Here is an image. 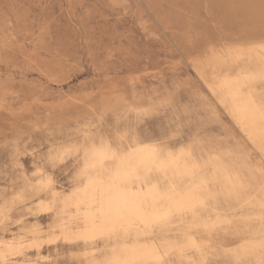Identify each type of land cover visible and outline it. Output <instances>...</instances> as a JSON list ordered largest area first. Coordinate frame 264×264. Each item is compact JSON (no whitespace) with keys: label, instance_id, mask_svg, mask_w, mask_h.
I'll return each mask as SVG.
<instances>
[{"label":"rangeland","instance_id":"1","mask_svg":"<svg viewBox=\"0 0 264 264\" xmlns=\"http://www.w3.org/2000/svg\"><path fill=\"white\" fill-rule=\"evenodd\" d=\"M258 43L264 0H0V252L20 250L7 257L14 264H88L117 246L76 240L81 223L63 198L78 154L50 159L117 121L148 143H239L262 162L210 89L229 66L218 56ZM48 177L52 191L39 184ZM237 209L212 201L195 219L191 235L209 264L236 261ZM184 226L119 246L183 242ZM200 258L190 253L183 264Z\"/></svg>","mask_w":264,"mask_h":264},{"label":"snow or ice","instance_id":"2","mask_svg":"<svg viewBox=\"0 0 264 264\" xmlns=\"http://www.w3.org/2000/svg\"><path fill=\"white\" fill-rule=\"evenodd\" d=\"M260 54L261 71L241 72L232 79L231 85L233 95L246 99L264 119V44L260 45ZM256 87L261 89L259 100L253 95ZM69 153L78 154L80 167L73 178V191L63 198L65 208L74 207V218L86 224L88 230L103 234L109 240L115 238L117 242L104 258L89 264H145L144 260L128 258L136 255V249L122 248L120 242L130 243L133 236L142 233L167 236L180 224L185 225L183 242L162 239L160 246L150 250L147 264H183L190 253L200 254L201 258L194 264H209L191 229L200 211L210 206L218 191L211 187L213 181L206 178V165L198 162L190 151L173 152L163 141L146 143L134 129L121 128L117 121L91 133L85 145L61 149L50 159L54 165L58 161L62 163ZM261 175L264 176V169ZM161 178L165 181L163 184ZM39 184L42 189L52 191L51 177L40 180ZM185 217L190 218L186 224ZM21 254L16 249L0 252V264H14L7 257ZM173 254L180 258L178 262L168 259ZM229 264H239V261ZM259 264H264V254Z\"/></svg>","mask_w":264,"mask_h":264},{"label":"bare ground","instance_id":"3","mask_svg":"<svg viewBox=\"0 0 264 264\" xmlns=\"http://www.w3.org/2000/svg\"><path fill=\"white\" fill-rule=\"evenodd\" d=\"M262 44L264 43L246 48L231 46L225 55L216 56L215 62L221 66L224 64H229V66L224 71L221 70L215 85L210 86L211 92L247 142L254 147L255 153L262 158V162L256 160L253 152L241 151L239 143L224 146L222 144L207 145L201 139H197L196 142L178 148L165 144L173 152L190 151L198 162L206 165V178L213 181L211 187L218 191L213 201H223L238 208L233 223L234 226H238V231L243 236L240 237V246L233 249L236 260L251 255L261 258L258 254L264 251L262 249V242H264V176L261 175V169H264V150H261V144L264 143V119L258 111L250 107L246 99L233 95L231 85L232 79L241 72L257 74L261 71L260 45ZM234 69H236L235 72ZM253 95L259 100L261 90L256 87ZM154 143L156 142L149 144ZM160 182L163 184L165 181L161 178ZM227 224L228 221H226ZM74 234L77 241L86 245L93 244L100 239L106 245L111 241L116 242L115 238L109 240L103 234L88 230V226L83 223ZM151 234L142 233L133 238L140 241L141 238ZM193 238L199 244L201 243L198 235ZM155 247L157 244L147 247L138 244L137 249L135 248L136 255L128 258L144 260L149 257L150 250ZM89 262L90 260L88 264Z\"/></svg>","mask_w":264,"mask_h":264}]
</instances>
